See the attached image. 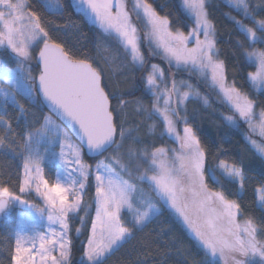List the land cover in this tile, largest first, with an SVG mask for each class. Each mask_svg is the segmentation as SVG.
<instances>
[{"label":"snow or ice","instance_id":"obj_1","mask_svg":"<svg viewBox=\"0 0 264 264\" xmlns=\"http://www.w3.org/2000/svg\"><path fill=\"white\" fill-rule=\"evenodd\" d=\"M227 2L243 17L229 14L244 37L236 43L244 57L257 65L248 78L264 85V49L253 47L264 44V0ZM73 6L102 36L123 48L131 67L143 68L148 58L159 55L169 70L183 67L190 75L198 73L197 83L215 89L233 111L234 115L224 117L226 121L234 125L243 121L262 138L247 137L264 157V109L257 113V102L235 81L228 82L206 0H182V7L191 13L187 33L173 25L168 15H161L150 0H132L131 8L128 0H73ZM33 7L30 0H0V49L15 61L14 68L0 61V80L7 85L0 87V125L5 129L0 151L19 152L22 159L18 191L0 182V217L7 219L14 206L21 209L11 236L14 246L6 250L9 264H70L71 233L81 232V227L73 228V220L83 226L93 205L80 264H104L164 211L174 213L192 233L204 252L199 264H213L212 258H218L216 264H264V220H239L241 204L223 190L224 181L244 187L243 167L227 160L208 165V150L187 115L190 99L207 104L208 96L190 81L182 82L187 90L181 91L171 71V87L165 84L162 89L164 69L151 64L139 81L137 91L142 95L124 100L109 86L108 69L89 53L66 48L53 38L49 27L60 30L61 26H46ZM59 11L62 14L64 9ZM141 20L144 31L137 26ZM245 41L251 50L245 48ZM19 97L39 108L41 115L29 120L30 110ZM145 97L151 98V107ZM129 103L137 105L142 110L138 114L147 120L159 117L162 136L178 147L153 148L151 141L145 144L139 136L133 138L124 111ZM9 106L24 117L22 133L5 118ZM86 155L101 159L90 164ZM90 187H94L92 204L85 200ZM255 191L264 212V183ZM33 193L39 203L25 198ZM81 211L85 216L79 215Z\"/></svg>","mask_w":264,"mask_h":264},{"label":"trees","instance_id":"obj_2","mask_svg":"<svg viewBox=\"0 0 264 264\" xmlns=\"http://www.w3.org/2000/svg\"><path fill=\"white\" fill-rule=\"evenodd\" d=\"M30 2L34 6L33 10L40 13L46 26H61L60 30L49 27L53 38L65 43L66 48L89 53L108 69V82L114 94L122 95L126 101H133L142 95L137 91L139 81L142 78L143 70L150 71V69L133 68L128 65V58L123 48L118 47L111 38L102 36L98 27L91 25L82 15H78L74 10L73 0H59L60 8L64 9L62 14L59 11L60 8L51 9L46 0H30ZM150 2L154 3L161 15H168L173 25L180 27L185 33L188 32L189 26L192 24L191 13L182 7L181 0H150ZM206 6L209 18L216 26L218 47L221 49L220 58L224 59L227 65L228 82L235 81L237 87H240L243 92L255 100L257 102L256 110L264 109V87L258 90L250 82L248 74L254 71L255 64L248 61L243 55L244 50L238 47L236 41L244 40V37L229 18V14L237 19L241 16L225 0H206ZM245 23H249V21L245 20ZM65 24L69 25L67 29L62 27ZM73 24L78 27H72ZM245 48H248L247 41H245ZM0 58L8 66H15V61L3 49H0ZM161 59V57L158 58L159 61ZM35 63L33 60V75L38 73ZM126 65L128 66L126 67ZM177 76L184 82L190 81L191 84L199 88L202 95L208 96L209 103L207 104L203 103L201 99H190L187 102L189 120L196 128L202 144L208 150L206 163L214 166L219 160H227L243 167L247 176L244 187L238 189L236 184L224 181L226 187L223 190L229 198L235 199L241 204L243 215L238 217L239 220L243 221L247 217H253L259 223L264 220V212L258 207L255 189L264 183V157L248 142L247 135L241 126L226 121L224 117L225 113L227 114L230 110L229 105L222 100L221 95L215 89L206 83H197L198 73L190 75L182 68L177 70ZM125 93H131V95H124ZM19 98L21 103L30 110L29 120L37 119L41 115L39 108L28 104L23 97ZM144 99L145 103L151 107V98L145 97ZM0 100H2L1 96ZM124 111L130 121L128 125L134 131H132L133 138L139 136L145 144L151 141V145L154 147L168 144L166 136H162V123L159 117L154 116L151 120H147L145 116L138 114L142 110L132 103H129ZM31 112H35V117L31 115ZM18 117L19 121H17ZM5 118L12 122V127L17 133L24 131V117L14 107L9 106ZM153 124L155 127L151 128L150 126ZM36 126L39 124L37 123ZM3 135H5V129L3 125H0V136ZM86 158L93 162L97 157L86 156ZM21 168L22 159L19 152L0 151V182L6 183L13 191H18ZM49 170L46 169V171ZM49 179L50 183L53 182L51 177ZM209 183L210 186L219 190L218 186L211 184V181ZM92 191V187H90L86 199L89 204H92L94 195ZM238 192L239 194H237ZM93 213L94 205L88 210L83 226L78 220H73V228L81 227V232L72 231L71 233L73 246L70 264H80L82 249L89 234L90 224L88 221L93 217ZM79 215L85 216V213L81 211ZM16 227L14 218L0 219V264H9L6 250L10 246H14L11 236ZM203 259L204 252L200 249L192 233L174 213L164 211L147 227L137 230L134 236L118 251L105 259L104 264H199ZM217 260L218 258H212L213 264H216Z\"/></svg>","mask_w":264,"mask_h":264},{"label":"rangeland","instance_id":"obj_3","mask_svg":"<svg viewBox=\"0 0 264 264\" xmlns=\"http://www.w3.org/2000/svg\"><path fill=\"white\" fill-rule=\"evenodd\" d=\"M182 1V0H181ZM225 1H227V0H225ZM46 3L48 4V6L51 8V9H59L60 8V3H59V0H46ZM128 6H129V8H131V6H132V0H128ZM236 12H238V11H236ZM239 13V12H238ZM240 15V14H239ZM241 16V15H240ZM257 18H260V17H257ZM239 19H243V17L241 16ZM137 26H138V28H140L142 31H144V30H146V25L144 24V22L141 20V21H139V22H137ZM203 38V37H202ZM253 47H255V48H260V49H264V44H256V45H254ZM143 51H144V54H145V56L146 57H148V50H147V48H143L142 49ZM248 50H251V48H249L248 47ZM160 56L159 55H155V56H152V57H150V58H148L147 59V63L144 65V67L143 68H147V69H150V65L151 64H158L161 68H163L164 69V78H163V83H161V88L163 89L164 88V86H165V84H167V86L168 87H171V82H170V80H169V76H168V74H169V71H171L172 73H175V78H176V80H177V86L179 87V89L181 90V91H185V90H187V88H186V86H185V84L184 83H182V82H184L183 80H181L178 76H177V68H175V67H173V68H171L170 70H169V68H168V66H167V62L165 61V60H163V59H161V61H159L158 60V58H159ZM0 61H3L1 58H0ZM253 64H255V69H254V71L253 72H255L256 70H257V65H256V63H254V62H252ZM163 64V65H162ZM166 66V67H165ZM9 67H15V66H9ZM183 67H181V68H179V69H182ZM151 70V69H150ZM149 71L148 70H143V73H142V75H141V77H144L145 75H147V73H148ZM252 84H253V86L256 88V89H258V90H260V89H262L263 87H264V85H259V84H255V83H253L252 82ZM192 85H194V84H192ZM0 87H7V85H6V83L3 81V80H0ZM2 97V96H1ZM191 100H193V99H191ZM160 107H163V101L161 100V103H160ZM141 110V109H140ZM255 111L257 112V113H259V111L260 110H256L255 109ZM225 113V112H224ZM229 115H234V113H233V111L230 109L228 112H227V114L225 113V117L226 116H229ZM54 119H55V117H53ZM162 123V122H161ZM236 125H239V126H241L243 129H244V131H245V133H246V135H247V137L248 136H251V139H253V140H257V141H261V137L257 134V133H253V132H251L250 130H249V128H248V125H247V123H245V122H243V121H240L238 124H236ZM2 126V125H1ZM127 127H129V128H131L132 129V127L130 126V125H127ZM178 127H180L179 125H178ZM162 128V131H163V126L161 127ZM134 132V131H133ZM135 135H136V133L134 134V137H135ZM72 139L73 140H75V137H72ZM166 141L168 142V144L165 146V145H162V146H164V147H171V148H177L178 147V145H177V143L174 141V140H172V139H170V138H168L167 136H166ZM141 146H143V145H141ZM151 147H153L154 148V146H152L151 145ZM158 147H161V146H158ZM253 147V146H252ZM114 154V153H113ZM107 155H109V153L107 154V153H105V156H107ZM87 156V155H86ZM86 156H85V160H87V158H86ZM99 159H101V157H97L96 158V160H94L93 162H90V161H88L87 160V162L88 163H90V164H95V162L97 161V160H99ZM21 172H22V168H21ZM90 183H91V181H90ZM145 187H147V185H145ZM92 192H93V194H94V187H92ZM90 191V188H89V190H88V192ZM26 199H30V200H33V201H35V202H37V203H39V200H38V198L35 196V194L33 193V194H30V195H27L26 197H25ZM229 198V197H228ZM87 199V196L85 197V200ZM229 199H231V198H229ZM20 211H21V209L19 208V207H17V206H14L13 208H12V210H11V213H10V218H14L15 219V221L18 219V216H19V213H20ZM93 216H94V213H93ZM1 218H4V217H0V219ZM21 227H24L25 228V230H27V226L26 225H22Z\"/></svg>","mask_w":264,"mask_h":264},{"label":"water","instance_id":"obj_4","mask_svg":"<svg viewBox=\"0 0 264 264\" xmlns=\"http://www.w3.org/2000/svg\"><path fill=\"white\" fill-rule=\"evenodd\" d=\"M88 157H90V156H88ZM90 158H93V157H90Z\"/></svg>","mask_w":264,"mask_h":264}]
</instances>
